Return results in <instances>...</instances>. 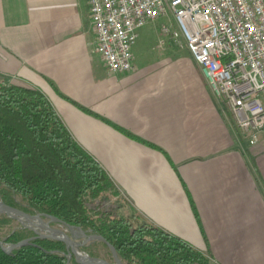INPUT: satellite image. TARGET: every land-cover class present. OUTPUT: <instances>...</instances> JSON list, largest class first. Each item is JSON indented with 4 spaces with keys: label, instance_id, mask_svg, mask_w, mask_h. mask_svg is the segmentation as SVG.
I'll return each instance as SVG.
<instances>
[{
    "label": "crops",
    "instance_id": "crops-1",
    "mask_svg": "<svg viewBox=\"0 0 264 264\" xmlns=\"http://www.w3.org/2000/svg\"><path fill=\"white\" fill-rule=\"evenodd\" d=\"M180 54L187 68L164 53L140 67L134 55L131 72L111 75L95 52L88 0H0V85L48 98L113 182L120 212L214 264H264V140L240 137L191 55Z\"/></svg>",
    "mask_w": 264,
    "mask_h": 264
},
{
    "label": "trees",
    "instance_id": "trees-1",
    "mask_svg": "<svg viewBox=\"0 0 264 264\" xmlns=\"http://www.w3.org/2000/svg\"><path fill=\"white\" fill-rule=\"evenodd\" d=\"M118 196L107 173L77 144L41 91L0 85V202L103 237L79 249L90 257L113 260L112 245L122 264H214L140 215L122 214ZM35 236L20 221L0 215V241L16 244ZM67 252L63 242L36 239L12 254L0 250V264H67Z\"/></svg>",
    "mask_w": 264,
    "mask_h": 264
},
{
    "label": "built area",
    "instance_id": "built-area-1",
    "mask_svg": "<svg viewBox=\"0 0 264 264\" xmlns=\"http://www.w3.org/2000/svg\"><path fill=\"white\" fill-rule=\"evenodd\" d=\"M88 6L95 52L111 75L134 69L141 30L157 24L156 43L188 51L249 145L264 140V0H88Z\"/></svg>",
    "mask_w": 264,
    "mask_h": 264
},
{
    "label": "water",
    "instance_id": "water-1",
    "mask_svg": "<svg viewBox=\"0 0 264 264\" xmlns=\"http://www.w3.org/2000/svg\"><path fill=\"white\" fill-rule=\"evenodd\" d=\"M0 215H7L20 221V223L33 230L36 236L23 240L16 244H5L0 241V250L7 254H12L14 250L28 246L36 239H49L53 241L63 242L67 248V264L73 259L77 264H122L115 248L110 245L113 260L105 257H90L83 254L79 249L90 241H105L101 236H88L83 230L66 225L57 218L49 217L46 222L41 214H28L16 208L10 207L3 202H0ZM57 224L53 226L52 224ZM39 229H43L45 234L39 233ZM77 240V241H76Z\"/></svg>",
    "mask_w": 264,
    "mask_h": 264
},
{
    "label": "rangeland",
    "instance_id": "rangeland-1",
    "mask_svg": "<svg viewBox=\"0 0 264 264\" xmlns=\"http://www.w3.org/2000/svg\"><path fill=\"white\" fill-rule=\"evenodd\" d=\"M161 22H162V20H159L158 24H160ZM157 37L158 38L160 37L159 28H158L157 24L148 25L146 28L141 30L140 36H139L136 44L133 47L134 55H135L136 59H139L138 64L139 63L141 64V65L139 64L140 67H149L150 63L152 62V60H151L152 56H155L154 61L163 59L162 55H158L161 53L166 54V56L168 57L167 59L169 60V62H168L169 64L170 63L174 64L175 62H177V59H179V57L181 56L180 53L188 54V51L185 49L175 48L172 44H170L171 41L170 42L168 41L163 46H159L156 43L157 39H158ZM189 58L191 59V57H189ZM175 67H181V68H187L188 67L187 63L184 61V57H180V60L178 61L177 66H175ZM223 108H224V111H226L228 113V110H227V107L225 104L223 105ZM240 137H241V135H240ZM116 205L122 207L123 203H121L120 200L117 199ZM52 225L56 226L57 224H52ZM39 233L45 234L44 231H40V230H39Z\"/></svg>",
    "mask_w": 264,
    "mask_h": 264
},
{
    "label": "flooded vegetation",
    "instance_id": "flooded-vegetation-1",
    "mask_svg": "<svg viewBox=\"0 0 264 264\" xmlns=\"http://www.w3.org/2000/svg\"><path fill=\"white\" fill-rule=\"evenodd\" d=\"M40 231H43V229H39ZM45 232V231H44Z\"/></svg>",
    "mask_w": 264,
    "mask_h": 264
}]
</instances>
